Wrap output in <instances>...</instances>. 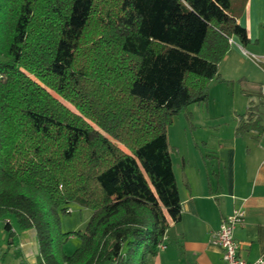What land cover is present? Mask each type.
<instances>
[{
  "label": "trees",
  "instance_id": "trees-1",
  "mask_svg": "<svg viewBox=\"0 0 264 264\" xmlns=\"http://www.w3.org/2000/svg\"><path fill=\"white\" fill-rule=\"evenodd\" d=\"M233 36L250 42L232 0H0L9 241L13 215L36 264H148L182 216L167 127L208 101ZM240 117L239 135L259 123L254 105ZM73 201L93 212L64 232Z\"/></svg>",
  "mask_w": 264,
  "mask_h": 264
},
{
  "label": "crops",
  "instance_id": "crops-1",
  "mask_svg": "<svg viewBox=\"0 0 264 264\" xmlns=\"http://www.w3.org/2000/svg\"><path fill=\"white\" fill-rule=\"evenodd\" d=\"M232 10L250 42L229 38L221 78L212 80L207 106L201 108L212 132L199 135L194 149L187 148L177 161L173 158L182 216L168 228L165 247L148 264H226L212 232L239 207L246 211L244 223L234 231L240 255L249 261L264 255V0H232ZM250 105L259 123L239 135L240 115ZM13 231L18 234L15 227ZM20 232L19 238L32 232L37 241L34 230Z\"/></svg>",
  "mask_w": 264,
  "mask_h": 264
},
{
  "label": "rangeland",
  "instance_id": "rangeland-1",
  "mask_svg": "<svg viewBox=\"0 0 264 264\" xmlns=\"http://www.w3.org/2000/svg\"><path fill=\"white\" fill-rule=\"evenodd\" d=\"M65 102L72 107L68 101ZM206 102L190 104L188 111L191 114V118L188 117L187 111H183L176 115L173 122L168 125V140L175 161L187 148L191 147L194 149V140H198L199 135H208L212 132V123L207 122L208 119L201 109L207 106ZM68 207L71 209L70 212L61 213L62 231L84 230L92 215V209L75 201L70 202ZM7 216V219L12 222L13 227L18 231V234H12L14 241L10 243L9 238L11 235L5 228V224H2V219L0 218V256L4 255L3 259L0 257V264H33L38 251V242L35 240L34 234L29 232L19 238L18 235L23 233L19 231L15 217L13 215ZM3 223H5L4 219ZM80 242L81 238L79 235L71 236L64 244L65 252L68 254L73 253Z\"/></svg>",
  "mask_w": 264,
  "mask_h": 264
},
{
  "label": "built area",
  "instance_id": "built-area-1",
  "mask_svg": "<svg viewBox=\"0 0 264 264\" xmlns=\"http://www.w3.org/2000/svg\"><path fill=\"white\" fill-rule=\"evenodd\" d=\"M244 208H235L230 214L223 217L219 227L212 232V241L222 248V258L226 264H264V255L249 261L240 255L241 245L235 238L234 231L245 221ZM165 247L162 243L160 248Z\"/></svg>",
  "mask_w": 264,
  "mask_h": 264
}]
</instances>
